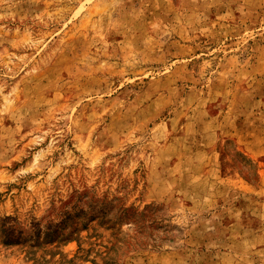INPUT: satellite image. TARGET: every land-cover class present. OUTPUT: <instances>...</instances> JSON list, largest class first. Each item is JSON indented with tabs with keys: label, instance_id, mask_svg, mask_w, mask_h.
Segmentation results:
<instances>
[{
	"label": "rangeland",
	"instance_id": "1",
	"mask_svg": "<svg viewBox=\"0 0 264 264\" xmlns=\"http://www.w3.org/2000/svg\"><path fill=\"white\" fill-rule=\"evenodd\" d=\"M0 264H264V0H0Z\"/></svg>",
	"mask_w": 264,
	"mask_h": 264
}]
</instances>
